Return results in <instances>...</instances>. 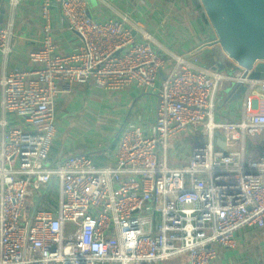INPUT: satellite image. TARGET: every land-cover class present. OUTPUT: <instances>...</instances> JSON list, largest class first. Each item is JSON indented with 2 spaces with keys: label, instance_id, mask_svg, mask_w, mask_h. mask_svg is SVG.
Wrapping results in <instances>:
<instances>
[{
  "label": "built area",
  "instance_id": "1",
  "mask_svg": "<svg viewBox=\"0 0 264 264\" xmlns=\"http://www.w3.org/2000/svg\"><path fill=\"white\" fill-rule=\"evenodd\" d=\"M54 7L78 34V49L62 54L46 33L29 55L35 73L0 75V264H170L184 256L213 264L238 232L264 229V151L248 148L264 134V80L235 63L233 73L202 65L200 51L173 56L161 80L167 55L139 22L97 21L87 0H42L47 31ZM14 37L11 23L0 25L4 58ZM74 84L155 93V122L125 127L113 164L97 167L87 154L53 163L55 103ZM241 86V119L218 121L223 91ZM189 131L192 145L181 153L177 140ZM222 138L229 149L219 148Z\"/></svg>",
  "mask_w": 264,
  "mask_h": 264
},
{
  "label": "crops",
  "instance_id": "2",
  "mask_svg": "<svg viewBox=\"0 0 264 264\" xmlns=\"http://www.w3.org/2000/svg\"><path fill=\"white\" fill-rule=\"evenodd\" d=\"M41 2L0 0V25L11 23L15 35L9 56L4 58L0 53V75L12 70L35 73L38 65L30 60L29 55L41 48L46 33L52 36L53 44L62 54L72 53L80 46L78 34L66 26L57 7L51 10L48 24L50 30H46ZM87 3L90 16L97 21L121 19L128 15L152 35L156 48L168 58L161 80L171 73L174 67L171 59L173 56L187 57L200 51L198 56L202 65L217 63L213 54L201 55L206 49L213 48L208 44L217 37L200 0H87ZM220 69L224 70L223 66L220 65ZM226 94L223 104L218 106L216 119L239 121L243 100H231L234 95L228 99ZM157 106V94L134 85L121 92H106L91 84H74L72 92L60 95L55 103L57 133L51 146V162L58 163L74 154H87L97 167L113 164L117 146L112 149V145L117 135L125 127L135 125L148 130L155 122ZM13 125L24 127L25 123L16 121ZM62 125L67 132L66 141L57 144L56 138ZM82 132L93 134V140L87 145L80 141H70L69 135L73 137ZM190 133L185 135L190 136ZM253 144L264 151V134ZM229 148L227 144L226 150ZM175 159L179 162L171 161L174 166L187 162V156ZM218 254L213 264H264V229L241 230L237 234L236 246L232 249L219 247ZM170 264H187V258L180 257Z\"/></svg>",
  "mask_w": 264,
  "mask_h": 264
},
{
  "label": "water",
  "instance_id": "3",
  "mask_svg": "<svg viewBox=\"0 0 264 264\" xmlns=\"http://www.w3.org/2000/svg\"><path fill=\"white\" fill-rule=\"evenodd\" d=\"M200 3L217 37L215 44L218 45L215 47L217 45L210 44L214 47L206 49L201 55L213 54L217 63L226 69L235 71L238 69L237 64L251 71L250 79L264 80V0H200ZM246 89L244 86L236 88L234 96L230 88L225 92L228 99L233 96L231 100H235L241 98ZM120 137L121 134H118L112 149L117 146ZM218 139L219 148L226 150L225 138H222L223 143Z\"/></svg>",
  "mask_w": 264,
  "mask_h": 264
},
{
  "label": "rangeland",
  "instance_id": "4",
  "mask_svg": "<svg viewBox=\"0 0 264 264\" xmlns=\"http://www.w3.org/2000/svg\"><path fill=\"white\" fill-rule=\"evenodd\" d=\"M223 93L226 94L224 91H223ZM66 120L72 121V119H66ZM73 120L76 122V119H73ZM66 137H67V132L62 125L60 132L56 138V143L59 144L60 142L66 141L65 140ZM93 137H94V135L91 133H88V132H82V134H76V136H73V137L69 135L70 141H80V142L85 143V145H87L89 142H91L93 140ZM191 145H192V140H191L190 136L185 135V136L179 137L177 140V149H179V151L181 153H184L185 150H188L191 147ZM248 148H249V151L252 153L262 152L261 147H258L257 145L253 144L250 140H248ZM171 161L172 162H179V160H177V159H173Z\"/></svg>",
  "mask_w": 264,
  "mask_h": 264
},
{
  "label": "trees",
  "instance_id": "5",
  "mask_svg": "<svg viewBox=\"0 0 264 264\" xmlns=\"http://www.w3.org/2000/svg\"><path fill=\"white\" fill-rule=\"evenodd\" d=\"M223 68H224V70H226L227 72L231 73V71H230V70H228V69H226L224 66H223Z\"/></svg>",
  "mask_w": 264,
  "mask_h": 264
}]
</instances>
